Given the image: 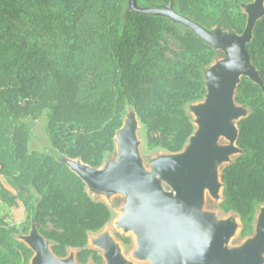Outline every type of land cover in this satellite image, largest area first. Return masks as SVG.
Instances as JSON below:
<instances>
[{
    "label": "trees",
    "instance_id": "trees-1",
    "mask_svg": "<svg viewBox=\"0 0 264 264\" xmlns=\"http://www.w3.org/2000/svg\"><path fill=\"white\" fill-rule=\"evenodd\" d=\"M224 6L225 23L243 34L247 16L232 14L234 5ZM89 14L101 17L104 31L83 29ZM39 29L56 38L54 55L32 37ZM94 35L108 44L114 83L98 98L83 101L78 56L84 38ZM164 35L178 41L180 52L164 44ZM246 49L264 82V17ZM214 58L215 51L201 37L181 33L164 17L130 11L122 18L115 0H0V175L20 192L35 193L42 214L62 227L61 233H44L55 243L56 256L65 258L73 248L79 250L80 264H101L100 255L88 248L89 235L111 222L112 211L91 198L65 162L31 148L32 129L22 117L42 125L51 146L69 160L99 168L114 150L123 113L133 107L147 130L149 148L178 153L194 133L186 106L204 98L201 70ZM235 100L251 113L238 123L237 146L244 154L222 173L220 208L239 217L241 237L248 238L264 204V94L252 79L243 78ZM119 239L129 243L126 237ZM0 245L12 254L10 263L21 259V246L2 228ZM23 252L27 260L31 251Z\"/></svg>",
    "mask_w": 264,
    "mask_h": 264
},
{
    "label": "rangeland",
    "instance_id": "rangeland-1",
    "mask_svg": "<svg viewBox=\"0 0 264 264\" xmlns=\"http://www.w3.org/2000/svg\"><path fill=\"white\" fill-rule=\"evenodd\" d=\"M115 1L119 3L122 18L130 11H144L149 15L164 17L181 33H194L215 51L213 62L201 70L206 87L204 98L186 106L191 122L194 120L197 124L186 147L178 153L149 148L147 130L133 107H128L123 113V124L114 139V150L105 155L99 168H93L81 160H69L60 154L51 146L43 126L23 116L20 121L28 123L32 129L30 146L65 162L83 180L91 198L105 203L111 209V222L100 232L89 235L88 248L100 255L101 264H111L109 253L111 249L123 264H164L163 259L157 254L146 251L143 235L128 223V219L142 207L135 203L131 194L118 189L120 181L125 176L122 151L124 141L131 135L142 172L165 197L177 198L178 192L175 185L164 175V171L176 163L183 162L190 167L191 175L195 173L202 142L214 122L223 113L221 108L226 96L227 78L230 73H233L232 98L226 110L227 117L213 142L215 148L226 149L228 154L222 157L211 156L209 159L210 168L207 176L213 178L216 185L214 189L204 187L196 212L207 219V225L201 230V235L208 239L216 229H225L228 232L224 241L225 250L230 257L237 256L241 264H246V252L249 245L258 237L259 232L264 230V204L258 207L253 235L242 238V224L239 217L234 213H225L220 208L224 200L222 173L244 154L236 142L238 123L248 117L251 110L248 106L235 101L237 88L243 78H250L261 87L264 94V82L253 64L251 55L248 52L244 55L238 51L243 34L237 33L227 25L222 13L226 8L224 4L227 2L234 5L230 11L232 14L239 11L247 16L248 22L258 0ZM263 17L264 7L261 11V18ZM91 26H97L104 31L100 16L87 15L83 29L86 30ZM27 30L32 33V25H28ZM90 34H88L89 38ZM32 37L41 47H46L51 56L54 55L56 51L54 36L39 29ZM89 38L87 36L84 38L82 51L78 56L84 73L80 82L79 95L83 101L98 98L104 89L112 88L114 83V72L107 62L109 59L107 42L97 35L92 36V40ZM163 42L173 51L180 52V44L169 35H164ZM249 43L250 41L246 47ZM213 105L218 109L216 114ZM206 113L212 118L211 122L206 120ZM226 131L234 134L235 139L227 137ZM5 197L11 201L3 202L2 199ZM38 203L39 197L35 193L20 192L12 180L0 175V228L10 233L11 239L21 246L19 252L23 253L21 259L15 260L14 264H49L47 263L49 256L65 264H80L77 260L78 249L69 248L65 258L54 254L55 243L47 239L44 233H61L63 229L57 224L55 218L42 214ZM119 236L128 238L129 243L121 241ZM25 248L31 251L27 260L23 252ZM11 256L7 248L0 245V264H13L9 261ZM258 261V264H264V241L258 252ZM86 264L96 263L89 260Z\"/></svg>",
    "mask_w": 264,
    "mask_h": 264
},
{
    "label": "water",
    "instance_id": "water-1",
    "mask_svg": "<svg viewBox=\"0 0 264 264\" xmlns=\"http://www.w3.org/2000/svg\"><path fill=\"white\" fill-rule=\"evenodd\" d=\"M263 7L264 0H258L248 18L238 50L244 55L247 53L246 44L252 39L255 25L262 19ZM138 12L147 14L144 11ZM232 76L233 73H230L227 78L226 96L221 108L223 113L214 122L202 142L195 173L191 175L190 167L183 162L176 163L164 171V175L175 185L177 198L165 197L142 172L131 135L124 141L122 151L125 176L120 181L118 189L131 194L135 203L142 207L128 219V223L143 235L146 251L157 254L163 259L164 264H241L239 257H230L224 248L228 234L225 229H216L208 239L201 235V230L207 225V219L196 212L204 187L214 189L216 185L215 180L207 176L210 168L209 159L211 156L222 157L228 154L226 149L215 148L213 142L227 117L226 110L232 98ZM213 110L215 114L218 112L214 105ZM205 117L208 122L212 121L208 113ZM226 133L228 137L235 139L234 134L229 131ZM237 139L238 136L236 142ZM183 167H186L187 171L183 170ZM263 241L264 230H261L247 249L246 264L259 263L258 252ZM109 253L111 264H123L112 249ZM47 263L65 264L50 256Z\"/></svg>",
    "mask_w": 264,
    "mask_h": 264
},
{
    "label": "flooded vegetation",
    "instance_id": "flooded-vegetation-1",
    "mask_svg": "<svg viewBox=\"0 0 264 264\" xmlns=\"http://www.w3.org/2000/svg\"><path fill=\"white\" fill-rule=\"evenodd\" d=\"M227 137L229 136L227 133L225 134ZM187 171L186 167H183V170ZM186 177V174L184 175Z\"/></svg>",
    "mask_w": 264,
    "mask_h": 264
},
{
    "label": "bare ground",
    "instance_id": "bare-ground-1",
    "mask_svg": "<svg viewBox=\"0 0 264 264\" xmlns=\"http://www.w3.org/2000/svg\"><path fill=\"white\" fill-rule=\"evenodd\" d=\"M193 124H194L195 128H197V124L194 122V120H193Z\"/></svg>",
    "mask_w": 264,
    "mask_h": 264
}]
</instances>
